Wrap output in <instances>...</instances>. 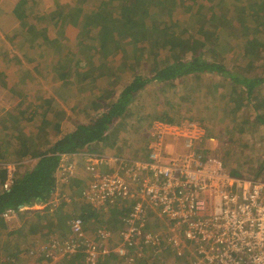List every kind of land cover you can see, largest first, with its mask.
<instances>
[{
  "label": "trees",
  "instance_id": "16d2710c",
  "mask_svg": "<svg viewBox=\"0 0 264 264\" xmlns=\"http://www.w3.org/2000/svg\"><path fill=\"white\" fill-rule=\"evenodd\" d=\"M28 1L22 0L20 7H15L16 12L21 8L25 36L11 35L10 44L4 45L3 56L25 62L30 60L29 54L37 53L35 61L40 64L46 55L60 52L61 57H55L52 64L61 70V79L77 76L83 81L92 75L94 82L79 89L82 96L86 91L95 95L89 101L82 97L81 111L88 113L87 122L76 123L69 129L63 128L58 112L43 110L41 121L32 127L27 123L34 120L35 108L39 107H27L21 111V117L8 111L5 118L10 125L9 131L6 130L8 140L5 150L4 147L0 150V162L14 163L16 174L10 188L5 189L7 170L0 169V248L9 251L13 242L22 238L30 239L31 247L53 232L63 233L62 226H56L63 218L60 211L37 210L39 224L24 221L18 226L9 223L4 213L48 198L56 185L55 172L61 154L99 153L101 149L94 146L117 144L119 118L126 115L134 101L141 100L153 83L166 92L169 106L158 116L166 122L181 123L185 112H189L186 109L201 106L209 110L201 118L210 121L215 118V110L224 106L231 122L229 127L236 122L229 130L230 140L224 142L227 155L239 149L236 157L251 160L248 169L254 174L257 162L248 152H257L250 151V146L261 134L264 148V0H168L171 6L164 9H158L150 0H71V3L60 0L47 12L26 9ZM188 15L197 18L191 28L187 27ZM142 23L144 29L129 28ZM229 24L241 28V37L223 35ZM73 31L77 38L69 45L68 33ZM131 34L134 41L120 45L128 42ZM189 34L197 37L195 42H191ZM20 71L18 84L30 85L33 74ZM207 73L211 78L203 76ZM11 90L18 94L15 88ZM155 92L152 90L151 97L159 100ZM157 103L161 108L162 103ZM189 118L206 122L199 121V117ZM19 126L24 129H17ZM232 167L231 174L245 176V171L239 170L235 163ZM256 174L261 172L258 170ZM80 193L75 189L73 194L79 203L84 201ZM80 212L86 223L100 217L86 202H82ZM32 257L39 262L45 258L39 253ZM111 257L119 261L117 254H112L99 264H105Z\"/></svg>",
  "mask_w": 264,
  "mask_h": 264
},
{
  "label": "built area",
  "instance_id": "2783aa9c",
  "mask_svg": "<svg viewBox=\"0 0 264 264\" xmlns=\"http://www.w3.org/2000/svg\"><path fill=\"white\" fill-rule=\"evenodd\" d=\"M149 137L148 155L141 159L107 153L60 155L58 181L69 182L83 173L88 180L81 198L101 210L125 207V217L113 240V231L101 226L88 237L86 222L74 215L68 236L36 242L32 256L39 253L53 264L70 254L84 264H99L112 254L123 257V264H264V185L233 177L221 160L205 153L206 140L213 138L203 123L155 120ZM169 138L184 139L189 152L166 154ZM0 169L7 170L3 187L9 189L16 166L0 162ZM73 201L57 193L55 185L46 200L19 210L57 212ZM15 214L8 210L4 218ZM152 218L165 227L150 229Z\"/></svg>",
  "mask_w": 264,
  "mask_h": 264
},
{
  "label": "rangeland",
  "instance_id": "374dc122",
  "mask_svg": "<svg viewBox=\"0 0 264 264\" xmlns=\"http://www.w3.org/2000/svg\"><path fill=\"white\" fill-rule=\"evenodd\" d=\"M167 2L161 3L155 0H150L152 4H154L158 9H164L166 6H171V1L166 0ZM20 2L22 3V0H0V150L3 149L4 146H6V141L8 140L6 137V130L9 131L8 127L10 125L8 122H6V116L8 111H13V115L21 117V111L26 109L29 106L34 105L36 109V117L32 122H28V126L36 127L39 122L41 121V112L48 111V112H58L59 115H61V124L63 128L69 129L72 126H74L76 123L79 122H87L88 120V113L85 111H81V107L84 105L82 101V97L89 100L94 98L95 92L91 93L90 91L84 92L83 96L81 95L79 87L81 85H87L94 82L93 76H89L86 80H80L77 76H70L64 81L60 77L61 70L59 68H56L52 63L53 59L55 57H61L62 54L60 52H54L52 55H46L43 57L42 62L38 64L35 59H37V54H29L30 60H26L24 62L23 59L18 60L17 62L8 61V60H2L3 58V46L1 42L6 37L7 32L13 33L16 35H22L25 36V32L22 26V12L21 8L18 9L20 6ZM60 3V0H29L24 7L29 10H40L42 12H47L48 10L52 9L54 6ZM71 3V0L68 2ZM173 3V2H172ZM175 4V3H173ZM81 4H78L77 6H80ZM15 7H18L17 9L20 10L16 12L17 10ZM74 8V7H73ZM7 10H10L12 13L7 14ZM13 16V18H12ZM22 17V18H21ZM188 28H191L195 25L196 16L188 15ZM16 20L15 23L13 20ZM130 30L134 29H144V25L142 24H133L129 26ZM75 30V29H74ZM226 32H220V34L223 33V35L228 36H236L241 37V28L235 27L233 24H229L225 27ZM133 32V31H132ZM131 39L128 40V42L124 41L121 42L120 45H127L129 41H134V36L131 34ZM68 37L70 40H68V44L72 45L74 43V39L77 38L76 32L73 31L72 33H68ZM188 37H191V42H195L196 36L188 35ZM73 41V42H72ZM14 47L16 52H20L14 43H11ZM68 45V46H69ZM114 46H116L114 44ZM222 48L220 47V50ZM21 55V53H19ZM64 55V53H63ZM90 62V61H87ZM95 64V62H90L88 64ZM133 63V62H132ZM25 70L29 71L33 74L32 78L33 82L30 85H27L25 83L18 84V81L20 80L21 71ZM244 70V67L241 69V71ZM106 72H108V69L106 68ZM110 72V71H109ZM205 78H211L210 75L204 74ZM91 82V83H90ZM15 88L18 91V94L14 93L11 89ZM152 90H155V94H157L159 100L153 99L151 97ZM205 90V89H204ZM19 91L23 92L21 96H19ZM166 93V92H164ZM161 90V88L155 83H153L150 87L147 88V90L143 93L141 96V100L134 101L129 108L127 109V113L124 117L119 118V124H118V139L119 142L114 145L109 146H94V149H101L99 153H107L112 155H122L126 156L129 159H138V158H145L148 155V144L147 138L148 135H150V130L152 127V123L155 120L158 119V116L160 115V112L166 108V95ZM86 94V96H85ZM81 96V97H80ZM216 98V97H215ZM24 99V100H23ZM176 99H174L175 101ZM158 101L162 103L161 108H158ZM81 102V103H80ZM39 105V106H38ZM79 105V108L77 107ZM82 105V106H81ZM208 105V104H207ZM187 105H185L186 107ZM211 106L210 104L208 105ZM207 106L202 107L201 109L196 108L193 110H188V113L185 112L184 118L190 119L189 117H199V121L202 119L206 120L205 118H201L205 116L209 110L206 109ZM208 107V108H209ZM211 110V109H210ZM203 115V116H202ZM214 119L212 120H206V122L203 121V124L207 128L208 136L209 138L212 137L213 140H206V143L204 144L206 147V154L207 155H214L216 158L222 161L225 171L236 178L241 179H250L253 181H257L260 184L264 185V152L259 151L260 149L263 150L262 147V134L256 138L250 146V151L257 150V152H248L249 155H254V158L257 162L256 168L253 167L254 174L250 171L249 164L251 163V160L248 161V159H242L239 157H236L237 153H239V149L233 150L234 153L230 155H227L226 148L224 146V142H227L230 140L229 136V130L232 128L233 125L236 124V122L233 123L231 127L230 125V119L227 117L224 106L220 110H215ZM184 119V120H185ZM153 120V121H152ZM183 120V121H184ZM152 121V123L150 122ZM163 121V120H162ZM151 123V124H150ZM117 127V126H116ZM120 127V128H119ZM17 129L23 130V126L17 127ZM174 138H170L166 141L165 145V153H170V156H175L178 153L180 154H187L189 150L185 148L184 146V139H180L179 143L174 142ZM147 143V144H146ZM172 146V147H171ZM6 147H4L5 150ZM253 149V150H251ZM166 153V154H167ZM3 157L4 155L1 154ZM10 162V161H9ZM237 165L238 169L244 172L245 176H235L230 173L229 170H231L232 164ZM246 166H241L242 164H245ZM105 169V168H104ZM106 170V169H105ZM261 172V175L256 174L257 171ZM258 175V176H255ZM88 177L84 175L83 173H80L79 177H76L75 179H71L69 182H60L56 178V192L57 193H66L67 195L73 196L74 190L78 189L82 192V188H84V184L87 182ZM81 194V193H80ZM80 198V197H79ZM81 199V198H80ZM79 199V200H80ZM82 200V199H81ZM85 203L84 201H82ZM82 202H78L74 200L73 202L65 204L62 208L59 209L61 215H63V218L56 223V226H62V235L57 234V232H53L50 235H42L46 236L42 238L41 240L38 239V242H43L45 240L53 238H61L68 236L70 232L72 231L70 220L74 215H81L80 208L82 207ZM88 204V203H87ZM89 205V204H88ZM91 206V205H90ZM94 208V207H93ZM96 209L100 213L99 219H92L91 221L86 223V234L88 237H94L95 236V228L97 227H104V228H111L113 231V240H117L119 229L121 225L123 224V219L125 217V207H110L107 210H101ZM39 210L37 208H31L27 209L24 212L20 211L19 209L16 210V214L13 218L7 220L9 223L22 224L24 221L31 222L33 224H39L40 220L36 216V211ZM57 211L56 213H58ZM45 212V211H44ZM43 212V213H44ZM25 213V214H24ZM37 217V218H36ZM13 224L11 225V228L13 227ZM46 225L48 223H45ZM44 225H41L43 228ZM110 226V227H108ZM161 227H165V223L159 221V219H151V228L152 230L159 229ZM41 228V229H42ZM58 228V229H61ZM1 236L3 241L5 239L4 234ZM62 235V236H60ZM30 239L22 238L17 241L13 242L12 249L9 251L5 250L4 247L0 248V264H51L52 261L44 258V260L34 259L31 255V247L30 245ZM20 248L18 251L17 249ZM74 255H66L63 259H60L57 264H84L83 260L80 257H76V260L73 258ZM119 258V261H114V258H110L109 260L105 261V264H123L124 258L117 255ZM129 258V257H128ZM127 258V259H128ZM126 259V260H127ZM136 259V258H135ZM138 260V259H136ZM168 260H172V257H169ZM13 261V262H12ZM149 261L152 263L151 259ZM9 262V263H8ZM55 263V262H53Z\"/></svg>",
  "mask_w": 264,
  "mask_h": 264
},
{
  "label": "crops",
  "instance_id": "0c3cea01",
  "mask_svg": "<svg viewBox=\"0 0 264 264\" xmlns=\"http://www.w3.org/2000/svg\"><path fill=\"white\" fill-rule=\"evenodd\" d=\"M7 12H8L7 14L12 13L10 10H7ZM12 15L14 16L13 13H12ZM13 16H12V18H13ZM15 21H16V20L14 19L13 22L15 23ZM130 33H131V32H130ZM11 35H13V33H10V32L8 33V32H7L5 39L3 40V42H1L3 48H4V45H5V44H10V37H11ZM19 35H20V34H19ZM21 36H22V35H21ZM12 48H13V50L15 51L14 47H12ZM15 52H16V51H15ZM16 53H18V52H16ZM3 54H4V53H3ZM36 54H37V53H36ZM4 56H5V55H4ZM4 56H3L2 60L13 61L12 59L5 58ZM20 56H21V55H20ZM37 56H38V54L36 55V57H37ZM39 60H40V59H39ZM40 61L42 62V59H41ZM149 139H150V137H149V135H148L147 143H148ZM169 139H170V138H169ZM174 142H175V143H179V141H177V140H175ZM147 143H146V144H147ZM171 147H172V146H171ZM104 257H105V256H104ZM104 257H103V258H104ZM73 258L76 260V257H75V256H73ZM103 258H102V259H103Z\"/></svg>",
  "mask_w": 264,
  "mask_h": 264
},
{
  "label": "clouds",
  "instance_id": "9594fccd",
  "mask_svg": "<svg viewBox=\"0 0 264 264\" xmlns=\"http://www.w3.org/2000/svg\"><path fill=\"white\" fill-rule=\"evenodd\" d=\"M73 197V196H72ZM74 199V198H73Z\"/></svg>",
  "mask_w": 264,
  "mask_h": 264
}]
</instances>
